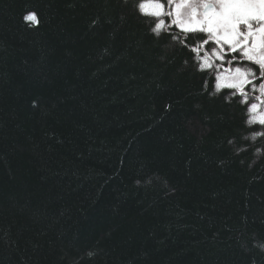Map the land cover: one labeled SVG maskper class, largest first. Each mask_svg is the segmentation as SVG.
<instances>
[{
	"label": "trees",
	"instance_id": "16d2710c",
	"mask_svg": "<svg viewBox=\"0 0 264 264\" xmlns=\"http://www.w3.org/2000/svg\"><path fill=\"white\" fill-rule=\"evenodd\" d=\"M136 2L0 0V264H264V140Z\"/></svg>",
	"mask_w": 264,
	"mask_h": 264
},
{
	"label": "snow or ice",
	"instance_id": "6c2138e0",
	"mask_svg": "<svg viewBox=\"0 0 264 264\" xmlns=\"http://www.w3.org/2000/svg\"><path fill=\"white\" fill-rule=\"evenodd\" d=\"M134 12L152 21L151 34L178 42L195 71L214 82L205 94L231 107L251 140H264V0H137ZM23 19L40 24L35 12Z\"/></svg>",
	"mask_w": 264,
	"mask_h": 264
}]
</instances>
